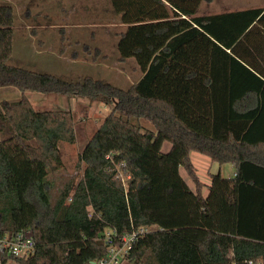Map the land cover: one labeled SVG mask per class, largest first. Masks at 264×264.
I'll return each mask as SVG.
<instances>
[{"label": "trees", "instance_id": "16d2710c", "mask_svg": "<svg viewBox=\"0 0 264 264\" xmlns=\"http://www.w3.org/2000/svg\"><path fill=\"white\" fill-rule=\"evenodd\" d=\"M109 1L125 26L118 61L142 73L126 89L10 66L14 11L0 5V88L20 93L0 101V235L27 230L34 242L2 264H88L106 255V231L131 224L152 228L132 264H264V9L198 16L205 0ZM28 91L112 108L79 155L80 181L54 204L47 175L60 145L76 142L73 115L35 111ZM191 152L234 165L235 177L211 176L204 198Z\"/></svg>", "mask_w": 264, "mask_h": 264}, {"label": "rangeland", "instance_id": "374dc122", "mask_svg": "<svg viewBox=\"0 0 264 264\" xmlns=\"http://www.w3.org/2000/svg\"><path fill=\"white\" fill-rule=\"evenodd\" d=\"M263 1L211 0L208 2L205 0L199 4L196 15H213L228 10L230 12L237 9H250L261 6ZM0 5H9L14 11V58L9 60L8 64L10 66H18L36 73H48L59 79L71 82L82 81L86 77H91L121 89L128 88L138 80L140 70L133 59H127L124 63L118 61L117 42L119 34L124 32L125 28L119 23L120 15L114 13L109 0H9V3L6 0H0ZM36 23H41L42 25L63 23L82 26L68 28L62 32L59 29L52 28L41 30L39 34H44L48 37V40L43 45H39L38 41L34 44L33 41L31 42L27 38L26 41L22 38L21 41H18L21 35L26 34L23 30V25ZM62 47L66 50V54H69L68 56L59 55ZM73 52H76L77 58L75 59L76 62L72 64L68 60L71 59ZM51 53L57 54L56 56L60 59L65 58V63L53 60L56 63L51 64L52 70L46 68L48 65L45 62V58ZM121 68L125 69V73L119 76L117 70ZM132 68H135L136 71L132 70ZM6 88L12 87H2L0 92L1 90H6ZM25 96L35 111L55 110L58 105L59 108L63 107L60 106L62 95L28 91ZM2 98L0 95V101ZM3 100H6V98ZM8 101H14V99L8 98ZM84 101V99L78 98L70 106L74 120L76 142L73 145H60L61 167L57 171H49L47 175V179L51 184L49 197L53 204L58 198L60 191L67 184H71L74 189L80 181L83 164L79 163V155L92 134L98 129L112 109L111 106L100 101ZM84 103L89 106L85 107ZM63 108L66 111L68 110L66 107ZM139 123L144 129H152V126L146 121L140 120ZM169 150L170 144L164 143L161 149L162 153H167ZM192 159L198 168L200 180L203 183H210L209 176L205 171L206 168L202 166L203 163L198 162L195 158ZM213 166L215 167L212 169L216 173L215 168L218 165ZM231 167L230 164H225L222 167L221 175L223 178L229 175L226 173ZM179 174L188 187L194 186V183L182 168L179 169ZM208 190L207 188L204 191L205 195H207ZM6 264L16 263L9 260ZM125 264L132 263L126 262Z\"/></svg>", "mask_w": 264, "mask_h": 264}, {"label": "crops", "instance_id": "0c3cea01", "mask_svg": "<svg viewBox=\"0 0 264 264\" xmlns=\"http://www.w3.org/2000/svg\"><path fill=\"white\" fill-rule=\"evenodd\" d=\"M6 2L7 3H9V0H6ZM2 4H5V3H2ZM252 8H263L264 9V1H263V3L261 4V6H259V7H252ZM239 10H242V9H237V10H235V11H239ZM245 10V9H244ZM226 12H229V10L228 11H226ZM230 12H233V11H230ZM222 13H225V12H222ZM215 14H217V13H215ZM55 25H42L41 23H36V24H26V25H23V30L26 32V34L24 35H21L20 37H19V39H18V41H21V38L22 39H24V41H26V38L30 41L31 40V42L33 41V43L35 44V42L37 43V41H38V43H39V45H43L47 40H48V37L46 36V35H44V34H39V32L41 31V30H47V29H49V28H52V29H59L61 32L62 31H64V30H66V29H68V28H74V27H80V26H82V25H75V24H63V23H54ZM122 27H124L125 28V26H123L122 25ZM13 28H14V26H13ZM28 33V34H27ZM28 35V36H27ZM63 40H65L64 38H62ZM56 53H57V51H56ZM58 54V53H57ZM56 54V55H57ZM56 55H54L53 53H51L50 55H48L47 56V58H45L46 60H45V62L47 63V67L46 68H48L49 70H52L51 68H52V63H56V62H54L53 60H55V61H58V62H60V61H62L63 63H65V58H62V59H60V58H58ZM59 55H61V56H68L69 54H66V50L64 49V47H62L61 49H60V51H59ZM71 55V54H70ZM55 56H56V58H55ZM14 58V47H13V37H12V55H11V58H10V60H12ZM77 58V55H76V52H73L72 53V57H71V59L70 60H68L69 62H71L72 64L74 63V62H76V59ZM19 62H20V60H18ZM17 62V61H16ZM122 63H124V62H122ZM256 64H257V66H259V67H262V68H264V66H263V63L262 62H259V64H258V62H256ZM15 67H18V66H15ZM19 68H21V67H19ZM23 69V68H22ZM132 70H134V71H136V69L135 68H132ZM116 71V70H115ZM118 72H117V74L120 76V75H124V73H125V69L124 68H121V69H119V70H117ZM35 72V71H34ZM140 72V74H139V76H138V80L141 78V76H142V73H141V71H139ZM46 74H48V73H46ZM49 75H51V74H49ZM52 76H54V75H52ZM56 77V76H55ZM0 95L3 97L1 100H3L4 98H6V100H8V98H10V99H14V100H18L19 99V97H20V93H19V91L17 90V89H15V88H6V90H1V92H0ZM76 99H78V97H74V98H67V97H65V96H62V98L60 99V106H63V107H66V108H68V110L67 111H69L70 110V112L72 113V109H71V103L72 102H74ZM80 99H84L85 101H87V99H85V98H80ZM62 101V102H61ZM70 101V102H69ZM84 101V102H85ZM31 104V103H30ZM85 107L86 106H89V105H87L86 103H84L83 104ZM31 106H32V104H31ZM59 106V105H58ZM57 106V109H55V110H58V109H60V108H62V109H60V110H64V108L63 107H58ZM55 110H51V111H55ZM66 111V110H65ZM169 144V143H168ZM195 154H197V155H201V154H199V153H196V152H191L190 153V160H191V163H192V165L194 166V168H195V172H196V175H197V177H198V179H199V181H200V183L202 184V189H201V195L205 198V197H207L208 196V193H209V190H208V193H207V195H205V193H204V191L205 190H207V188L209 189V186H210V184H211V176H213V175H215V174H222V167L224 166V165H219V164H217V163H213V162H211L210 161V159L208 158V157H206V156H203V155H201V156H197V155H195ZM192 158H195L198 162H202L203 164H202V166L204 167V168H206V173H207V175L209 176V180H210V183H203L201 180H200V177H199V175H198V168H197V166H196V164L194 163V161H193V159ZM208 163V164H207ZM213 165H218V167L217 168H215V172L216 173H214V169H212L213 167H215V166H213ZM231 165V164H230ZM232 167L230 168V170H227V173L226 174H229V175H226V177H224V178H227V179H231V178H234L235 177V175H236V169H235V166L234 165H231ZM226 169H228V168H226ZM212 172V173H211ZM222 176V175H221ZM209 184V185H208ZM189 188L193 191V192H195V184H194V186L193 187H191V186H189Z\"/></svg>", "mask_w": 264, "mask_h": 264}, {"label": "built area", "instance_id": "2783aa9c", "mask_svg": "<svg viewBox=\"0 0 264 264\" xmlns=\"http://www.w3.org/2000/svg\"><path fill=\"white\" fill-rule=\"evenodd\" d=\"M125 183V180L122 179ZM152 228L146 226H133L125 230L122 234L106 231L103 235V242L107 248L106 255L88 264H125L127 256L132 249L134 242L150 232ZM34 242L30 231L22 230L13 235H0V264L3 255L16 258H26L33 254ZM245 264H263L262 261H248Z\"/></svg>", "mask_w": 264, "mask_h": 264}]
</instances>
